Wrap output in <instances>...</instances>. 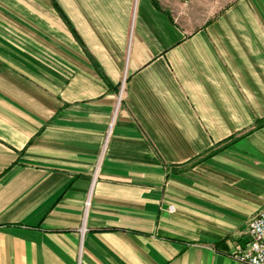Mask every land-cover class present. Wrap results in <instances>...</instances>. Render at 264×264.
<instances>
[{"label": "crops", "instance_id": "0c3cea01", "mask_svg": "<svg viewBox=\"0 0 264 264\" xmlns=\"http://www.w3.org/2000/svg\"><path fill=\"white\" fill-rule=\"evenodd\" d=\"M264 203V0H0V264H247Z\"/></svg>", "mask_w": 264, "mask_h": 264}, {"label": "built area", "instance_id": "2783aa9c", "mask_svg": "<svg viewBox=\"0 0 264 264\" xmlns=\"http://www.w3.org/2000/svg\"><path fill=\"white\" fill-rule=\"evenodd\" d=\"M248 240L237 246L234 257L247 264H264V203L247 224Z\"/></svg>", "mask_w": 264, "mask_h": 264}]
</instances>
